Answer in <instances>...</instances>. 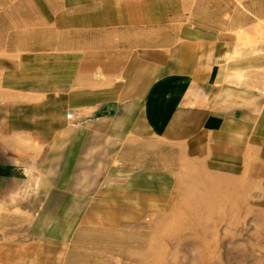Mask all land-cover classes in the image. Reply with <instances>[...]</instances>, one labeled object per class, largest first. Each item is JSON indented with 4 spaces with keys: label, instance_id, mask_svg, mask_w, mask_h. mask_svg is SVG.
<instances>
[{
    "label": "rangeland",
    "instance_id": "374dc122",
    "mask_svg": "<svg viewBox=\"0 0 264 264\" xmlns=\"http://www.w3.org/2000/svg\"><path fill=\"white\" fill-rule=\"evenodd\" d=\"M111 1L100 11V0H0V150L14 172L0 191V264H264V142L249 135L234 158L124 143L139 146L140 171L163 180L141 173L139 195L108 204L114 172L126 171L109 158L116 132L101 93L122 89L125 49L100 45L115 42L100 29L130 16L119 11L133 0ZM252 1V14L245 0H143L133 11L164 12L166 25L215 29L242 54H264V0ZM74 197L89 205L71 211Z\"/></svg>",
    "mask_w": 264,
    "mask_h": 264
},
{
    "label": "crops",
    "instance_id": "0c3cea01",
    "mask_svg": "<svg viewBox=\"0 0 264 264\" xmlns=\"http://www.w3.org/2000/svg\"><path fill=\"white\" fill-rule=\"evenodd\" d=\"M100 1V11L113 3ZM142 1L122 4L119 13L124 15L123 9L128 6L132 9L130 16L113 17L109 25L114 28L100 29L106 31V36L115 37V42L107 40L100 45L125 49L122 89L114 94L112 89L107 90L105 96L101 93L105 102L100 107L102 117L114 120L115 124L114 139H109L115 148L109 158L116 155L121 169L126 171V174L115 171L111 179L114 187L106 189L116 200L108 204L121 208L130 201L125 200L127 195L140 194V180L146 177L141 173L152 175L151 182L163 180L156 177L155 169L144 168L141 172L139 146L124 143L149 141L154 143L153 152L156 148L175 150L179 151L177 156L185 158H234L240 156L230 151L235 150L234 144L246 142L245 135L250 136L247 142L255 146L264 142L263 52L242 54L231 34L216 33L215 29L166 25L164 12L136 15L133 10ZM245 2V9L250 8L245 12L252 14L253 1ZM108 22L109 18L102 23ZM257 153L252 154L256 158L261 156ZM150 156L154 158L156 154ZM10 158L7 149L0 150L2 192L12 182ZM66 204L74 212L89 205L80 197L69 198ZM111 214L114 219L123 210Z\"/></svg>",
    "mask_w": 264,
    "mask_h": 264
}]
</instances>
